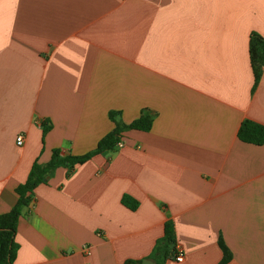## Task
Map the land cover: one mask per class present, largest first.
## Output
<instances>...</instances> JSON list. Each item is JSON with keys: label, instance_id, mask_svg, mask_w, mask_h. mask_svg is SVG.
Segmentation results:
<instances>
[{"label": "crops", "instance_id": "crops-1", "mask_svg": "<svg viewBox=\"0 0 264 264\" xmlns=\"http://www.w3.org/2000/svg\"><path fill=\"white\" fill-rule=\"evenodd\" d=\"M252 33L264 0H0V214L35 161L93 151L109 112L153 116L34 188L11 264H157L166 222L184 259L162 264H220L219 239L223 264H264V144L237 136L264 126Z\"/></svg>", "mask_w": 264, "mask_h": 264}, {"label": "trees", "instance_id": "trees-1", "mask_svg": "<svg viewBox=\"0 0 264 264\" xmlns=\"http://www.w3.org/2000/svg\"><path fill=\"white\" fill-rule=\"evenodd\" d=\"M249 52L254 83H256L264 65V39L255 33H252L250 36ZM108 117L114 123V128L98 141L93 151L81 156L62 157L59 149H53L50 160L43 166L35 161L31 166L26 181L15 187L14 192L17 196L15 204L8 212L0 214V264H11L15 259L18 245L14 240V234L22 210L29 204L30 194L37 185L46 182L50 174L60 166H67L70 172L75 166L83 164L93 155L112 150L119 142L120 134L124 130L149 131L153 121V116L145 113H142L136 120L128 125H123L114 112H109ZM48 129V126H44L43 133ZM237 136L242 142L260 146L264 144V126L245 120L241 123ZM128 202V200H122V203L125 205H127ZM135 206L136 203H132L129 208L133 210ZM174 244L175 237L172 223L166 222L164 224L163 236L156 241L152 251V258L157 264H162L166 259L173 258ZM219 246L223 253L220 264H223L230 259V253L225 245H223L221 239H219ZM140 263L141 261L133 260L124 262V264Z\"/></svg>", "mask_w": 264, "mask_h": 264}, {"label": "built area", "instance_id": "built-area-1", "mask_svg": "<svg viewBox=\"0 0 264 264\" xmlns=\"http://www.w3.org/2000/svg\"><path fill=\"white\" fill-rule=\"evenodd\" d=\"M16 144H17V146H21L23 144L22 134H19L16 137ZM115 146L118 148H121V147H123V143L121 141H119ZM83 250H84V252L88 251L87 247H83ZM183 259H184L183 249L179 244L175 243L173 245V260L177 263H181L183 261Z\"/></svg>", "mask_w": 264, "mask_h": 264}, {"label": "water", "instance_id": "water-1", "mask_svg": "<svg viewBox=\"0 0 264 264\" xmlns=\"http://www.w3.org/2000/svg\"><path fill=\"white\" fill-rule=\"evenodd\" d=\"M141 264H155L154 262L150 261V260H147V259H143L141 261Z\"/></svg>", "mask_w": 264, "mask_h": 264}]
</instances>
